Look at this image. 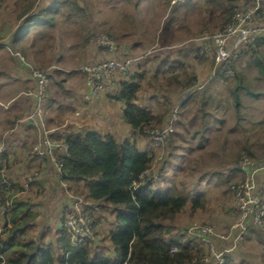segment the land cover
<instances>
[{
	"label": "rangeland",
	"instance_id": "374dc122",
	"mask_svg": "<svg viewBox=\"0 0 264 264\" xmlns=\"http://www.w3.org/2000/svg\"><path fill=\"white\" fill-rule=\"evenodd\" d=\"M198 1L186 6V10L190 14L192 12L187 16L181 6L169 10L170 0H60L61 5H58L60 10L53 21L54 25L51 19H42V17L39 22L35 17L31 19L32 22L26 21L22 25L23 32L31 30L32 33L34 31L36 33L31 44H27L28 37H24L25 43L22 41L24 47H30L32 50H28L27 55H24L23 51L19 52L22 59L13 55L27 64L26 67L33 78L35 71L46 73L50 81L47 98L51 94L53 98L61 99V102L64 101L63 96L67 92L62 87L67 88L65 81L71 78L72 81L75 78L80 81L83 76L78 72L79 67L99 59L115 60L117 63L130 61L126 74L115 73L117 80L121 77L127 78V75L132 73L135 75L137 69L141 73L142 70L135 65L136 61L141 63L140 66H145L151 59L153 67H157L158 78L161 79L154 81L157 86L152 87L157 89L158 96L162 98L155 109L160 114L170 113L173 100L179 98V92L185 87L196 88L197 91L192 93L189 106L182 112L181 122L174 133L168 137L162 148L150 152L153 157L150 172L156 174L152 179L153 182H159L157 179L160 173L166 175L190 197H193L196 190L204 193L205 203L203 208L197 210H192L187 205L173 221H166L163 224L170 228L171 234L177 233L175 235L180 237L184 235L181 234L182 232H187L196 224L209 225L216 233L214 241L217 249L231 247V264H264V231L249 228L243 240L231 241L233 231L237 236V230L233 228L237 206L230 190L231 184L240 182L244 178L234 174V169L242 156H247L256 165L264 166V81L257 78V69L252 61L256 53L251 49L241 51L235 64V74L231 79H210L209 73L204 79L197 81L192 80L187 72L184 73L183 65L186 63L189 67L192 62L188 58H183L180 52L189 50L191 60L199 62L209 58L212 60L210 54L203 58L198 56L200 37L214 33L224 26L221 21H216V13L220 12L219 9H216L215 15H212L211 11L217 6L216 4L224 5L226 0L213 3L209 0ZM242 1L235 0L230 4L231 7H235L234 11L240 8ZM262 2L264 3V0ZM52 11L53 9L46 14ZM35 26L45 30L41 31L38 27L34 29ZM101 35H106L114 41L113 51L99 48L96 39ZM94 48L98 53L93 61ZM258 51L259 54L264 55V42L261 43ZM60 54L63 55L62 61L58 62ZM141 56L143 58L140 60ZM169 57L176 59L174 66L169 63L162 64ZM177 65L181 68L178 69ZM213 67L212 60L211 72ZM173 69L178 72L181 86L172 82L171 78L167 79L169 74L165 72H172ZM185 81L187 85L183 84ZM237 81L250 86L262 96L254 98L244 94ZM146 82L153 81L148 78ZM234 88L240 96L238 109L232 97ZM114 89L107 94L114 92ZM35 90L36 80L35 84L22 93L20 100H24L26 95L34 99ZM55 94L59 97H55ZM167 94L170 95V100ZM147 140L149 143V139ZM1 142L3 143V139ZM23 152L27 155L29 151L25 149ZM29 168L28 174L25 173L26 176L24 173L17 174L20 185L35 171L40 173L32 166ZM17 169L19 170L18 166ZM12 174L14 178L16 174ZM38 179L39 185L40 178ZM65 190L73 198L81 199L84 205L88 204L83 198L70 192L68 187L63 188L66 193ZM43 193V189L38 186L22 195L25 198L30 197V201H37L32 203L39 207L42 203L46 204ZM38 196H42V201L37 199ZM59 206L60 201L58 208L52 210L58 212ZM60 210L63 221V207H60ZM91 210L89 214L93 217L92 246L97 251L112 252L108 232L110 224L114 221V213L110 207L103 204ZM37 220L39 221L40 218ZM43 223L50 226V229L46 228L47 226L39 228L42 223L38 222L39 229L33 230L29 235L26 234V240L33 239L40 244L42 241L54 244L57 235V230L53 228L55 220L48 219ZM6 230L0 235L3 241L7 238ZM219 236H224L226 240H221ZM218 241L221 243V248L218 247ZM56 254L59 255V251L56 250Z\"/></svg>",
	"mask_w": 264,
	"mask_h": 264
},
{
	"label": "trees",
	"instance_id": "16d2710c",
	"mask_svg": "<svg viewBox=\"0 0 264 264\" xmlns=\"http://www.w3.org/2000/svg\"><path fill=\"white\" fill-rule=\"evenodd\" d=\"M231 1L226 0L224 5L217 6V9L224 12L222 26L235 12V7L230 5ZM56 4L55 1L51 6L43 8L31 19L42 15L43 19L53 18L58 6ZM51 9L53 11L46 14ZM262 42L264 39L258 41L255 48L249 49L256 53L252 61L257 69V78L264 81V55L258 51ZM170 63L175 65L174 62ZM177 67L181 68L179 65ZM127 78L121 77L117 81L115 89L118 88V92L113 97L124 103L125 121L142 136L145 128L163 127L170 113L153 114L135 102L144 74H129ZM237 83L244 94L254 98L262 96L250 86ZM232 97L238 109L240 96L235 88L232 89ZM62 140L68 146L62 175L68 190L89 202L84 206L88 213L100 204L110 207L114 213V221L108 232L114 256L97 251L91 241L73 247L70 235L62 226L57 231L55 246L48 242L40 244L33 239L20 240L35 220L36 213L31 210L30 197L25 198L22 194L12 198L8 209L5 206V185L0 178V210L4 224L9 222L6 241L0 237V264H192L194 260L196 264H213L206 262L207 251L196 237L176 236L177 233L171 234L170 228L163 224L173 221L187 205L192 210L203 208L204 193L196 190L193 197H190L165 177V182H162L164 175L161 173L158 175V183L152 181V175L141 179L140 175L150 169L153 157L128 140L119 143L111 135L82 130L68 134ZM7 169V178L19 189L18 178L11 176L10 166ZM217 244L221 248L219 241ZM175 246L179 248L178 252H170ZM230 255L231 251L224 254L223 264L232 263Z\"/></svg>",
	"mask_w": 264,
	"mask_h": 264
},
{
	"label": "crops",
	"instance_id": "0c3cea01",
	"mask_svg": "<svg viewBox=\"0 0 264 264\" xmlns=\"http://www.w3.org/2000/svg\"><path fill=\"white\" fill-rule=\"evenodd\" d=\"M55 1L58 2L57 5H61L60 0H0V142L1 139H3L6 166H10L11 173L16 174L15 178H17V174L23 175V173L25 174L29 172L28 169H30V166L40 172L39 187L44 191L43 199L46 202V204L42 203V206L39 205L38 207L32 203H37V201H30L31 210L36 213V218L31 223V226L28 228L24 236L20 237L21 240H26V234L29 235L33 230L47 226V224L45 225L43 222L48 219L55 220L53 226L55 230H61L60 207H64L67 198L59 180L52 172L51 166L44 161H38L29 152L27 155L23 154L25 149H28L29 151L30 145L35 141L38 133L33 124L25 120V117H27L34 107V99H32V97L28 98L26 94L24 100H20V98L23 92L27 91L32 84H35V80L30 75L28 68L26 67L27 64L23 63L13 55L15 52L19 53L21 51L24 52V55H27L29 52L28 50H32L30 47H24L23 42L25 43L28 41L27 44H31L33 42L32 40L35 39L34 37L36 33L35 31L32 33L31 30L23 32L21 30L23 28L22 25L31 19L34 14H37L45 7L51 6ZM192 1L193 0H186L184 4L178 5L177 7L181 6L184 8L188 16L190 13L186 10V6L191 5L190 3H196L198 0ZM207 1L208 0H206V2ZM217 1L218 0H209V2L212 3ZM234 1L235 0H232L231 4H233ZM216 5L219 6V4ZM220 5L222 6L221 3ZM217 6L211 11L212 15H215V12H217ZM59 10L60 6H57V10L55 11V14H53L51 22L56 19ZM218 11L220 12L216 13V21L223 22L225 19L223 15L224 12L221 9ZM41 17L43 19V15ZM41 17H37V22H39ZM42 21L40 22L42 23ZM29 22L32 21L29 20ZM52 25H54V23ZM37 27L38 26H35L34 29H37ZM38 28L41 29V31L45 30L40 27ZM24 37H28V39L23 41ZM96 53H98V51L94 48V50H92V54H94L93 61L96 58ZM178 53L176 55H178ZM189 53V50L180 52L183 58H188L192 62L189 64V67L186 63L183 65L184 68L182 70L184 73L187 72L190 74L189 76L192 80L195 79L197 81L204 79L209 73L211 74L210 68L212 60L210 58L199 62L198 60H191ZM62 56L63 55L60 54L57 59L58 62L62 61ZM142 58L143 57L141 56L140 60ZM166 60L167 62L164 61L162 64L169 63L171 65L170 62L176 61L175 58L170 57ZM140 64L141 63H137V61L135 63V65L142 70L141 73L144 74V78L140 82L141 86L135 102L138 105L151 110L153 114H158L155 109H157L158 102H161L162 98L158 96L156 92L157 89L152 88L157 86L154 81L157 82V80H161L158 78L159 74L157 75L156 73L157 67H153L151 59L149 60V64L145 66H140ZM188 71H190V73ZM166 73L169 74L168 76L165 75L167 76V79L171 78L172 82L181 86V79L178 76L176 69H173L172 72H165V74ZM134 74H140L138 69ZM148 78L152 79L153 82H150L151 84L146 82V79ZM71 81L72 78L69 81H65L67 88L62 86L63 90L67 91L63 96V102H61V99L59 98H53L51 94L48 95V98L46 97L44 104L45 125L47 129L51 130V137L53 140L60 141L64 139L66 135L81 130L83 132L97 131L105 135H111L119 143L126 140L133 142L137 148L143 152L150 153L155 150L151 147L150 143H148L147 138H144V136L137 133L123 118L124 103L113 98L118 92V88L114 89V92L112 93H104L92 104H83L82 95L86 92L84 78L81 77L80 81H78L77 78L73 79L72 83L74 86ZM202 82H204V80ZM183 84L187 85L186 81L185 83L183 82ZM195 91H197L196 88L188 89L185 87L183 91L179 92V98L173 100V107L176 105H179L180 107V117L182 112L186 110L185 108L189 106L188 102L191 99L190 97H192V93ZM167 95L170 100V95ZM55 97H59L58 94H55ZM25 103L26 106L24 107ZM180 122L181 121L179 120V124ZM146 147H148V149ZM37 163H40V165ZM17 166L19 167V170L17 169ZM164 177L169 180V177L166 175L163 176L162 180H164ZM162 182H165V180ZM37 199L42 201V196H38ZM59 201L60 206L58 212H55L52 209L58 208ZM87 203L89 204V202ZM35 208H37L36 211ZM38 218H40L39 221L37 220ZM38 222L42 223V226H39ZM46 228L50 229V226H47ZM235 234L236 232L233 231L231 234V241H236ZM51 244L56 245V241H54V244ZM105 254L113 257V246L112 252H109L108 250V253Z\"/></svg>",
	"mask_w": 264,
	"mask_h": 264
},
{
	"label": "built area",
	"instance_id": "2783aa9c",
	"mask_svg": "<svg viewBox=\"0 0 264 264\" xmlns=\"http://www.w3.org/2000/svg\"><path fill=\"white\" fill-rule=\"evenodd\" d=\"M186 0H170L169 10L178 5L184 4ZM264 39V3L262 0H243L230 20L214 33L205 34L200 37L198 45V56L203 58L207 54L212 55L213 70L210 79L222 78L231 79L235 74V64L237 63L242 50L255 48L258 41ZM99 48L107 49L109 52L114 49V41L106 35H101L96 39ZM21 58L18 52L14 53ZM22 59V58H21ZM130 61L117 63L115 60L99 59L92 63H86L79 67V73L83 76L86 92L82 95L83 104L94 103L101 95L115 88V73L126 74ZM36 80V90L34 92V107L27 117L37 131L36 140L30 145L29 153L36 159L48 163L55 177L59 180L61 187L66 188L67 183L62 180L63 167L68 156V146L65 141H55L51 137V130L45 125L44 104L47 97V90L50 85L49 77L43 71L33 72ZM180 120L179 105L173 107L165 125L161 128H145L143 135L149 139L154 149L162 148L168 137L174 133ZM5 147L0 142V178L5 185V206L10 209L12 198L21 194H27L38 187V172L27 176L20 188H15L7 178ZM146 170L140 178L156 174ZM235 175L242 176L240 182L231 184L230 190L236 203V220L233 228L237 230L236 241L244 238L245 232L249 228L257 231H264V166L256 165L247 156H242L238 166L235 168ZM259 183H257V181ZM18 190V192L16 191ZM66 191V190H65ZM67 200L62 210V229L70 235L73 247L84 245L91 241L93 217L84 208L81 199L73 198L67 191ZM9 227V222L4 224L3 214L0 210V235ZM184 235L196 237L207 251L206 262L213 264H223L224 254L231 251L230 248L217 249L215 244L216 233L209 225L196 224ZM221 240H226L224 236H219ZM177 246L170 252H178ZM196 264V260L192 262Z\"/></svg>",
	"mask_w": 264,
	"mask_h": 264
}]
</instances>
